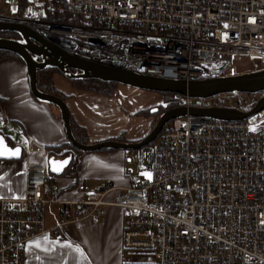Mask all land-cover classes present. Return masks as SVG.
<instances>
[{"label": "built area", "instance_id": "obj_1", "mask_svg": "<svg viewBox=\"0 0 264 264\" xmlns=\"http://www.w3.org/2000/svg\"><path fill=\"white\" fill-rule=\"evenodd\" d=\"M0 22L31 29L81 59L185 82L264 70V0H0ZM242 72V73H246ZM175 108L249 112L253 98L171 94ZM158 138V137H157ZM156 138V139H157ZM126 158L123 255L150 264H264V109L242 121L182 117ZM27 151V143L21 144ZM135 165V169L132 165ZM48 169H25L19 199L0 198V264H24L28 244L67 223H97L112 187L64 206L46 229Z\"/></svg>", "mask_w": 264, "mask_h": 264}, {"label": "crops", "instance_id": "obj_2", "mask_svg": "<svg viewBox=\"0 0 264 264\" xmlns=\"http://www.w3.org/2000/svg\"><path fill=\"white\" fill-rule=\"evenodd\" d=\"M55 88L69 96L68 111L78 125L85 128L89 144L108 141L123 134L124 143L145 138L152 130V119L133 118L141 110L160 103L147 102L140 89L116 84L112 96L75 90L61 74L53 76ZM135 96V97H134ZM134 97V98H133ZM0 98L6 101L5 115L0 114V136L10 147L27 143L19 160L0 159V198L19 199L25 187L27 166L48 169L50 158L62 160L69 152L57 111L38 102L31 94L25 64L13 58L0 60ZM136 151L106 150L83 154L65 169L63 175L48 172L46 189L51 203L45 206L46 229H53L64 206L78 202L87 192H98L104 184L112 189L103 198L97 223L90 218L70 222L61 227V240L51 233L32 240L24 253V264H150L143 256L123 255L121 238L124 216L114 201L130 186L125 173L126 158L135 163ZM135 169V165H132Z\"/></svg>", "mask_w": 264, "mask_h": 264}, {"label": "water", "instance_id": "obj_3", "mask_svg": "<svg viewBox=\"0 0 264 264\" xmlns=\"http://www.w3.org/2000/svg\"><path fill=\"white\" fill-rule=\"evenodd\" d=\"M0 33H14L18 36L16 40L0 38V51L15 54L25 64L32 96L38 102L58 109L68 142L83 154L102 150H139L151 144L171 121L186 116L207 117L222 121H242L264 109V95L247 113L237 109L217 107L191 108L188 110L185 108H174L162 113L150 133L137 142L124 143L108 140L94 144H80L72 135L69 112L65 102L58 97L43 93L37 89V73L39 71L52 68L56 69L67 80H99L105 83H115L151 92L179 94L189 98L206 99L226 93L264 94V70L201 81L168 80L137 75L117 67L78 58L48 43L31 29L21 25L0 22ZM17 149H19L18 153L16 152ZM21 152L20 147H10L5 139L0 136V159L19 160ZM71 163V156L62 160L50 158L48 160V172L54 176H61Z\"/></svg>", "mask_w": 264, "mask_h": 264}, {"label": "trees", "instance_id": "obj_4", "mask_svg": "<svg viewBox=\"0 0 264 264\" xmlns=\"http://www.w3.org/2000/svg\"><path fill=\"white\" fill-rule=\"evenodd\" d=\"M5 33H0V38H4L3 36H5ZM8 39V38H5ZM6 58H13V59H18L20 60L15 54L13 53H9V52H3L0 51V60L2 59H6ZM21 61V60H20ZM245 72L244 70L241 71ZM55 74H60L56 69H52V68H47L44 70H41L37 73V89L43 93L55 96L60 98L61 100H63L64 102L69 99V96H66L65 94L61 93L60 91H58L53 83V76ZM70 82V84L73 86V88L75 90H79V91H89V92H94L100 95H105V96H112L116 87L115 83H105V82H101L99 80H68ZM164 96V100L165 102H168V98H167V93H161ZM244 97H253L255 103L264 95L263 93H259L257 95H248V94H242ZM51 108H54V106L48 105ZM175 106L174 105H168L167 108L165 109H160L157 110L155 112L150 113V110H143L140 111L138 113H136L137 117H148L152 119V126L151 128L154 127V125L156 124L159 116L164 113L167 112L171 109H174ZM5 111H6V101L2 98H0V114L2 116L5 115ZM57 111V109H56ZM69 112V111H68ZM57 117L60 118V115L57 111ZM69 119H70V127H71V132L72 135L74 137V139L80 143V144H89L88 141V136H87V132L85 130V128L81 127L80 125H78L76 123V121L74 120L73 116L71 115V113L69 112ZM169 125V124H168ZM168 125H166L163 129L162 132L166 131V129L168 128ZM113 141H118V142H124V137L123 134L119 135L116 138L111 139ZM67 146L75 153V159L81 155H83V153L77 151L68 141H67ZM106 150H102L99 152H103ZM67 156H71L72 157V162H73V154L72 152H69L67 154ZM77 159L75 160V162L77 161Z\"/></svg>", "mask_w": 264, "mask_h": 264}, {"label": "rangeland", "instance_id": "obj_5", "mask_svg": "<svg viewBox=\"0 0 264 264\" xmlns=\"http://www.w3.org/2000/svg\"><path fill=\"white\" fill-rule=\"evenodd\" d=\"M237 64L238 63H240V64H238V67H237V69L236 70H238V72H240V74H241V71H247V70H249L250 68H251V66L249 65V64H247V59L246 58H239L238 60H237V62H236ZM140 91L143 93V98H144V100L145 101H147V102H150L153 98H157L158 100H160V103H158L157 105H155V106H152V107H150V108H147V109H149L150 110V113H152V112H155V111H157V110H160L161 108L162 109H165V108H167L168 107V105H170V104H168L167 105V107H165V104L166 103H168L167 101L165 102V100H164V96L161 94V93H159V92H151V91H146V90H142V89H140ZM135 97V96H134ZM133 97V98H134ZM170 97H171V94L170 93H167V98L170 100ZM250 98H253V97H250ZM168 100V101H169ZM55 109H57V108H55ZM147 109H144V110H147ZM57 111H58V109H57ZM141 111H143V110H141ZM140 112V111H139ZM58 113H59V111H58ZM132 117L133 118H140V119H145L146 121H148V120H150L151 118H148V117H137L136 116V113L135 114H133L132 115ZM60 119V118H59ZM60 121H61V119H60ZM149 122V121H148ZM160 136V135H159ZM159 136H158V138H159ZM158 138L156 139V140H158ZM133 152V151H132ZM147 259V258H146Z\"/></svg>", "mask_w": 264, "mask_h": 264}, {"label": "flooded vegetation", "instance_id": "obj_6", "mask_svg": "<svg viewBox=\"0 0 264 264\" xmlns=\"http://www.w3.org/2000/svg\"><path fill=\"white\" fill-rule=\"evenodd\" d=\"M6 35L3 36L4 38H8V39H18V36L14 33H5Z\"/></svg>", "mask_w": 264, "mask_h": 264}, {"label": "snow or ice", "instance_id": "obj_7", "mask_svg": "<svg viewBox=\"0 0 264 264\" xmlns=\"http://www.w3.org/2000/svg\"><path fill=\"white\" fill-rule=\"evenodd\" d=\"M16 152L18 153L19 152V149H17Z\"/></svg>", "mask_w": 264, "mask_h": 264}]
</instances>
